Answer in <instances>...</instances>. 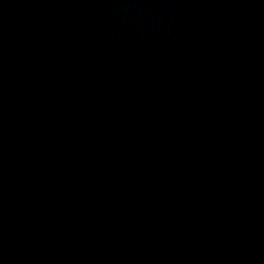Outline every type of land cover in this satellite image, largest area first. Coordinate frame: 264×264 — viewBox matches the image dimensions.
Returning <instances> with one entry per match:
<instances>
[{"label": "water", "instance_id": "obj_1", "mask_svg": "<svg viewBox=\"0 0 264 264\" xmlns=\"http://www.w3.org/2000/svg\"><path fill=\"white\" fill-rule=\"evenodd\" d=\"M0 264H264V0H0Z\"/></svg>", "mask_w": 264, "mask_h": 264}]
</instances>
